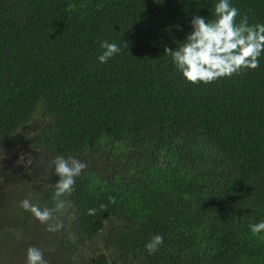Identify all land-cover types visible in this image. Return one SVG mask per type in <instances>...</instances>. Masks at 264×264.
I'll use <instances>...</instances> for the list:
<instances>
[{
	"label": "trees",
	"instance_id": "obj_1",
	"mask_svg": "<svg viewBox=\"0 0 264 264\" xmlns=\"http://www.w3.org/2000/svg\"><path fill=\"white\" fill-rule=\"evenodd\" d=\"M215 3L0 0V148L40 114L33 153L101 155L106 169L75 178L56 232L20 206L54 208L55 185L5 198L0 264H26L29 247L49 264L95 247L109 264H264V233L250 231L264 221V53L255 69L192 84L165 51L193 16L215 19ZM231 4L237 24L264 23V0ZM101 41L120 47L106 63ZM154 235L163 243L149 254Z\"/></svg>",
	"mask_w": 264,
	"mask_h": 264
},
{
	"label": "clouds",
	"instance_id": "obj_2",
	"mask_svg": "<svg viewBox=\"0 0 264 264\" xmlns=\"http://www.w3.org/2000/svg\"><path fill=\"white\" fill-rule=\"evenodd\" d=\"M213 15L209 21L204 16L195 15L189 21L191 30L184 38V43L173 51L165 48L172 58L175 68L181 76L192 84L211 83L222 77H230L241 69H255L259 66V58L264 53V23L249 25L246 17L237 24L238 9L231 0H216ZM102 53L97 57L100 63H106L114 55L120 53L116 43L101 41ZM54 174L58 177L55 184V207L41 208L25 199L21 207L29 211L39 222L48 223V230L59 231L63 225L58 222L56 213H62L70 202L61 199L73 191L75 178L78 177L86 164L69 156H56L52 160ZM89 215L95 214L90 209ZM252 234L264 233V221L250 226ZM163 243L161 235H154L145 244L149 254L157 251ZM26 264H46L43 253L34 247L26 252Z\"/></svg>",
	"mask_w": 264,
	"mask_h": 264
},
{
	"label": "rangeland",
	"instance_id": "obj_3",
	"mask_svg": "<svg viewBox=\"0 0 264 264\" xmlns=\"http://www.w3.org/2000/svg\"><path fill=\"white\" fill-rule=\"evenodd\" d=\"M40 114L35 115L28 126L19 130L15 137L8 141L6 147L0 148V203H4L5 198L16 199L19 191L37 195L50 185H55L58 177L54 174L53 164L50 157L45 154H34L28 145L31 138L30 131L38 130L44 123ZM73 158L91 167L93 170L102 171L103 158L95 156H74ZM119 161L113 164V168L118 169L121 166ZM110 168H108L109 171ZM106 169L102 172L105 173ZM38 196V195H37ZM52 223V222H51ZM40 224V223H37ZM3 223L0 229L3 230ZM22 239V238H21ZM30 241V238H26ZM64 242H56L55 247L64 248ZM96 248V247H95ZM92 249L93 255L90 257V251H86L85 259L80 260L79 264H109L103 253L99 249ZM59 249V250H60ZM90 257V258H89ZM6 264H22V256L16 255L14 259L7 260ZM49 264V263H46Z\"/></svg>",
	"mask_w": 264,
	"mask_h": 264
},
{
	"label": "flooded vegetation",
	"instance_id": "obj_4",
	"mask_svg": "<svg viewBox=\"0 0 264 264\" xmlns=\"http://www.w3.org/2000/svg\"><path fill=\"white\" fill-rule=\"evenodd\" d=\"M34 154H40V153H38V152H35Z\"/></svg>",
	"mask_w": 264,
	"mask_h": 264
}]
</instances>
